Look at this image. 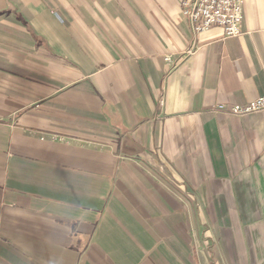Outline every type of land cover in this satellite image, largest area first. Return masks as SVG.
Segmentation results:
<instances>
[{
  "label": "crops",
  "instance_id": "0c3cea01",
  "mask_svg": "<svg viewBox=\"0 0 264 264\" xmlns=\"http://www.w3.org/2000/svg\"><path fill=\"white\" fill-rule=\"evenodd\" d=\"M0 0V264H264V0ZM222 104V107L218 105Z\"/></svg>",
  "mask_w": 264,
  "mask_h": 264
},
{
  "label": "built area",
  "instance_id": "2783aa9c",
  "mask_svg": "<svg viewBox=\"0 0 264 264\" xmlns=\"http://www.w3.org/2000/svg\"><path fill=\"white\" fill-rule=\"evenodd\" d=\"M243 0H180V10L189 19L192 30L199 33L220 26L222 36L241 32ZM222 107V104L218 105ZM264 109V93L243 103H232L228 110L242 114Z\"/></svg>",
  "mask_w": 264,
  "mask_h": 264
}]
</instances>
